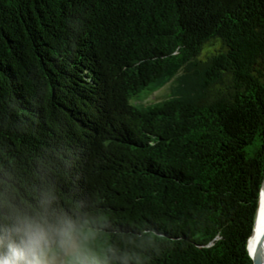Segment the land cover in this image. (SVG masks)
I'll return each instance as SVG.
<instances>
[{"label":"trees","instance_id":"1","mask_svg":"<svg viewBox=\"0 0 264 264\" xmlns=\"http://www.w3.org/2000/svg\"><path fill=\"white\" fill-rule=\"evenodd\" d=\"M263 182L264 0H0V219L51 200L102 264H254Z\"/></svg>","mask_w":264,"mask_h":264},{"label":"clouds","instance_id":"2","mask_svg":"<svg viewBox=\"0 0 264 264\" xmlns=\"http://www.w3.org/2000/svg\"><path fill=\"white\" fill-rule=\"evenodd\" d=\"M50 204L43 200L39 210L0 219V264H102L115 257L111 247L98 245L94 220L57 214Z\"/></svg>","mask_w":264,"mask_h":264},{"label":"bare ground","instance_id":"3","mask_svg":"<svg viewBox=\"0 0 264 264\" xmlns=\"http://www.w3.org/2000/svg\"><path fill=\"white\" fill-rule=\"evenodd\" d=\"M264 229V182L261 188L259 207L256 217V223L254 231L249 239L248 247L250 251V242L259 237V242L256 245V251L252 253V256L256 257L259 264H264V238L262 237V231Z\"/></svg>","mask_w":264,"mask_h":264},{"label":"rangeland","instance_id":"4","mask_svg":"<svg viewBox=\"0 0 264 264\" xmlns=\"http://www.w3.org/2000/svg\"><path fill=\"white\" fill-rule=\"evenodd\" d=\"M218 47L217 43H209L205 46L203 53H202V58H206L209 56L211 53L214 52V50ZM170 94V87L169 85L161 88L157 92L153 93L152 95L149 96V98L146 100V102L149 103H155L160 100H163Z\"/></svg>","mask_w":264,"mask_h":264},{"label":"snow or ice","instance_id":"5","mask_svg":"<svg viewBox=\"0 0 264 264\" xmlns=\"http://www.w3.org/2000/svg\"><path fill=\"white\" fill-rule=\"evenodd\" d=\"M259 242V237L257 236L256 239L250 242V251L255 252L256 251V245Z\"/></svg>","mask_w":264,"mask_h":264},{"label":"water","instance_id":"6","mask_svg":"<svg viewBox=\"0 0 264 264\" xmlns=\"http://www.w3.org/2000/svg\"><path fill=\"white\" fill-rule=\"evenodd\" d=\"M259 201H260V198H259ZM258 207H259V205H258ZM257 212H258V210H257ZM257 217V216H256ZM255 223H256V220H255ZM255 227V226H254ZM254 230V229H253ZM262 237L264 238V229H263V231H262ZM250 252V251H249ZM251 255V257H252V259H253V261H254V264H259V261H258V259L256 258V257H254V256H252V254H250Z\"/></svg>","mask_w":264,"mask_h":264}]
</instances>
